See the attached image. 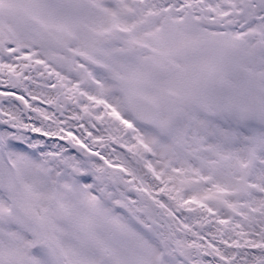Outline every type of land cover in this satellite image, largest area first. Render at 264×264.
I'll list each match as a JSON object with an SVG mask.
<instances>
[{"label":"snow or ice","instance_id":"obj_1","mask_svg":"<svg viewBox=\"0 0 264 264\" xmlns=\"http://www.w3.org/2000/svg\"><path fill=\"white\" fill-rule=\"evenodd\" d=\"M0 264H264V0H0Z\"/></svg>","mask_w":264,"mask_h":264}]
</instances>
